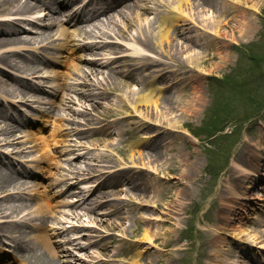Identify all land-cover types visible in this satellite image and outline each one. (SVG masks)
Segmentation results:
<instances>
[{
	"label": "rangeland",
	"instance_id": "rangeland-1",
	"mask_svg": "<svg viewBox=\"0 0 264 264\" xmlns=\"http://www.w3.org/2000/svg\"><path fill=\"white\" fill-rule=\"evenodd\" d=\"M30 1L35 3L34 0ZM212 1L215 2L217 9L222 7V4L227 3V1L223 0ZM165 2L166 0H141L138 2L141 5L144 4L150 10L143 14L140 22L136 21V23L143 25L147 21H152L156 16V12L165 13L167 11V6L163 5ZM251 3L253 6L245 13H247V17L250 18L253 25L242 32H235L233 38L228 37L222 42L221 49L228 52L227 59L221 60L223 56L220 55L219 59L215 57L209 63L210 65L205 67L200 64L192 67L189 64L187 61L189 55H204L206 47L203 37L209 38L207 33H210V31L203 27L199 21L196 23V27L185 31L177 39L179 45L183 44L185 46L177 55V61L171 62L168 58L156 56L160 61H168L170 63L166 66L158 64L160 67L149 68V71H146L147 67L141 70V75L147 76L150 72L156 75V82L160 81L158 78L159 72L156 69L163 68L164 71H167L166 83L164 84L160 81V84L157 83V85L158 87L170 85L169 93L174 96V99H176V96L178 97L177 89L181 86L176 84V80L188 76L192 82L197 79L195 84L197 90L203 92V99L195 112L178 106L180 104L177 103L175 112L164 117L169 119L170 122H175V127L179 131V135L176 133L167 135L173 140L172 142L175 145V149L169 151L171 155L162 152V157L165 156L167 160L160 159L158 161L157 159L154 162V158L146 153L142 156L145 164L142 165L139 157L137 155L133 156L135 158V166H137L133 170H138L139 167L145 168L140 173V181L135 184V188L138 191L142 189L147 191L145 200L136 199L134 194L136 191L128 193L125 189H121L115 194L114 192L110 194V190H105L108 194L102 197L112 199L111 208L106 202L98 208L97 199L90 192L91 196L88 203H76V206H78L77 210L85 215L67 219L63 222L66 226L74 223L77 227L67 235L74 236L77 242V244H74L76 249L70 248L73 254L76 255L71 264H133L130 261V257L138 245L144 246L142 249L143 259H141L140 264H153L148 262L149 255L147 253L149 252L151 253L150 258L157 257L160 254L161 259L167 261L168 264H227L228 262L233 264L234 262L229 261L222 255L229 247L231 248V254L234 255L233 258L237 260V264H244L245 262L264 264V240L261 241L259 238L257 239V236L251 237L249 235L254 232L253 230L264 232V73H261L264 72V0H251ZM52 6H56V4ZM204 9V13L208 16H202L199 19L203 18L204 21H212V18L217 16L212 9ZM9 11L0 9L1 24L3 21L7 24L13 22L9 20L13 17L10 16L13 9H11V13ZM31 18H34V16ZM116 21L118 26L114 25L106 29V32L101 37L104 42L121 44L118 51L123 57L115 63L114 67L119 68L120 71L128 72L134 68L132 66L133 63L143 61L138 53L140 52L139 47L134 43V38L137 36L135 31L137 25L135 23L129 26L124 34L125 37L118 39L115 37L117 36L116 33L123 26L119 18H116ZM5 23L3 25H6ZM47 23L45 19L41 23H36V26L32 28L29 25L17 23L14 18L13 24L1 28L6 31H11L12 29L21 31L18 35L30 37L34 33H41L43 26L47 25ZM62 26L64 27V24ZM28 32L31 34L29 35ZM94 33L99 32L95 31ZM6 36H9L6 32L0 35V37ZM190 39L195 40L196 44H192L189 41ZM228 40L231 42H228ZM32 46L36 45L27 44L25 47L17 45L7 48L16 50L18 57L20 51V54L26 53L28 55L26 57L31 60V57L37 56L44 61L45 59L38 53L32 52ZM249 46H252V49L246 52L250 54L251 60L245 54L246 47ZM7 48L0 50H6ZM104 53L107 56V53ZM78 55L87 60L91 59L90 56H86L82 52H79ZM14 57H12L11 62L19 63V58L14 60ZM220 60L222 62H219ZM41 66L45 65L41 64ZM79 66L85 67V64H79ZM0 68L2 69H0L2 74L6 71L18 77L39 79L41 80L39 82L41 86L45 85L44 76L38 73L28 76L25 74L27 72L19 73V71H14L7 64L2 63H0ZM176 68L178 69L176 70L177 78L173 79L174 75L171 72L175 71ZM58 70L57 73L61 75L73 71L71 66H67L64 69L59 68ZM46 71L50 73L51 68H47ZM240 72L243 73L242 76L238 75ZM139 73L140 71H137V77H139ZM228 76L231 77L232 81H243L241 85H234L230 89L229 81H227ZM249 76L259 77L256 79V85L251 84ZM98 81L104 82L102 74L98 75L97 79H94L95 83ZM8 82L9 80L0 74V89H5ZM138 88V83H132L130 86L122 87V91L105 89L104 94L101 95L102 85L97 83L96 88L91 87L87 93L92 94L96 98L98 96L104 98L101 100L95 98L93 102L98 106L96 108L98 111L96 109L92 111L91 106L81 105L79 101L74 99L73 102L75 104L73 102L70 104L73 110H88L87 113L81 116L77 115L75 123H71L72 118L69 117V113L65 115L68 112L67 110L64 112L59 111V115L66 116V119H57L58 116H53L49 109H46V105L35 104L33 98H29L26 104H22L26 109V114L21 111L17 117L18 121L20 119L28 121L27 118L31 117L33 121L34 118L38 120L40 125L36 126L34 122V127L21 125L24 128L15 130L18 133L16 135L19 136V140H23L26 137L31 139L32 137L33 140L39 143L41 150L48 154V157L46 159H38L39 153H35L33 148L26 149L25 153L19 154L33 161L34 172L37 176L28 179L30 181L29 185L32 186L28 194L30 197L24 203L22 199L21 207L13 210V217L5 219L4 227L0 226V240H5V236H7L13 244L15 242L14 239L20 238L22 242H30L27 243V248L40 249L39 242L27 239L38 235L50 239L44 232L43 226L40 225L44 221L42 219V207L47 206L48 211H51L54 206L52 196L56 192L60 193L57 196V201L69 202V204L60 207V209L70 213V210L73 209L70 200H73L74 197L70 192H74L76 190L74 188H78V186L86 188L88 186L87 183L90 181V179L82 180L76 186L68 187L72 182L70 178L66 177L62 180L61 175H58V173H64L62 168L65 167L63 161L65 156H61L60 162L56 155L52 153L54 148L50 144L53 142L48 137L51 131L45 133V131L41 130L42 126L47 122L48 124L61 123L66 125L67 129L86 132L85 138H78V135L74 133H70L66 137L67 139L71 138L73 141H75L76 137V141H80L84 145L82 151L89 152L87 157L90 159L83 164L84 168L88 165L91 166L90 168L97 170L122 164L129 166L130 147L133 143L136 141H140V143L146 142L147 144L152 143L154 138L150 140L151 133L148 132L152 128L137 135H131V128L138 123L137 119L132 118L125 119L122 122L117 120L110 123V126H113V133L105 136L107 137L106 141L99 140L100 136L98 135L104 134V130H106V128H99L100 122L106 119L105 112L110 111L111 114L122 113L123 109L126 110L124 98L131 102L129 93L126 91L129 89L137 90ZM0 92L2 91L0 90ZM34 92L35 90L31 91V93ZM163 94L165 93L163 92ZM70 95L74 97L71 91L69 92ZM0 110H2L1 107ZM37 110H45L46 115L44 116L55 120L40 119L42 115ZM151 120L160 124L158 118L154 117ZM213 120H215L214 125H216V128L212 132L209 129L212 126L209 127L208 124ZM39 129L40 132H37ZM26 131L28 132L25 133ZM125 131L126 133H124ZM22 135L23 137H21ZM2 142L1 140L0 154L2 156H6L4 152L8 153L17 149L12 145L6 146ZM29 145H32V143H26L25 146ZM47 150L50 152H46ZM2 159L4 160V158ZM174 161H178L181 164L184 178L177 177L181 183L171 186L169 185L170 180H167L166 167L170 166ZM249 161H251L250 164H248ZM58 164L60 167L59 172ZM242 166L247 168L244 169ZM247 169L252 170L253 175L247 174L249 173L245 171ZM171 172L172 170L168 172V175H174V172ZM116 176H118V173ZM239 184L243 187L240 188ZM161 188L163 192H161ZM65 189L68 192L62 194ZM14 194L16 198L20 197L16 192ZM42 196L45 198L41 199ZM115 197L123 201L113 200ZM104 198L101 201H105ZM172 201L178 202L177 211L175 210L177 213L171 214L173 218L167 219L168 221L164 225H159L157 219L161 216L165 217V203H171ZM237 201L240 202L239 205ZM4 203V206L9 205L8 202ZM124 203L125 206H123ZM156 203H158V206L152 211L149 206H156ZM20 217H23L21 220H26L22 224H16ZM55 217L57 219L58 215L55 214ZM118 217H121V224L119 219H117ZM145 217L156 219L155 222L153 220L146 221L144 220ZM48 220L45 221L47 223L46 227ZM35 221L37 226L33 227ZM52 221L55 222L56 220ZM145 229L152 231V234H156V236L163 229L168 231L163 237H158L159 243L165 242L168 237L172 238V241L167 246H160L165 250V253L153 249L147 243L141 244L142 242H139L138 238L142 236ZM51 233H53V230H51ZM55 237H57V241L61 242L66 238L57 234L53 236V238ZM236 237H240V239H236ZM47 238L45 240L50 245ZM244 238L251 244L250 248L245 247L243 249L240 246ZM79 246L84 248L79 250ZM160 247L157 246L156 248L160 249ZM21 254L22 250L19 251V255ZM61 258H66V256ZM102 261L108 262L102 263ZM19 264H31V262L21 260ZM154 264H162V261H157Z\"/></svg>",
	"mask_w": 264,
	"mask_h": 264
},
{
	"label": "bare ground",
	"instance_id": "bare-ground-1",
	"mask_svg": "<svg viewBox=\"0 0 264 264\" xmlns=\"http://www.w3.org/2000/svg\"><path fill=\"white\" fill-rule=\"evenodd\" d=\"M55 2V0H38V4H31L29 1L24 0H0V9L3 10H10L13 9L12 14L10 16H13L11 19L14 22V18L19 16L20 19H23V15H27L29 13H35L34 9L39 7L43 9H47L49 11L48 19L50 20V24L48 26L51 27L54 24H57L58 19L60 16H62L64 13H67V8L65 10L60 9L62 5H58L55 9L50 8L47 3L49 2ZM141 0H113V2L116 5V8H109L110 10L103 11L104 20L101 19H92L91 21H85L84 23L79 24L78 26L88 27L89 30L78 29L76 31L77 35L80 36H88L93 31L94 28H97L100 32V35H104L102 30L107 29L110 26L117 25L116 18H119L121 20L122 28L118 29V32L116 35L120 38H124V34L127 31V28L133 24L136 23V21L140 22L143 14L149 12L150 8L146 7L144 4L141 5L138 2ZM227 1L226 4H222V7L216 8L215 2L212 0H166L165 6H167V11L165 13L161 14L156 12V16L151 21L145 22L143 25H140L138 22L136 23L137 29H135L137 36L134 38V43L138 45L139 51L138 52L143 61L139 63H133L132 66L134 67L133 70L128 72H121L118 71L116 68L109 66H106L98 61L100 60L99 56L102 55L101 51H106L109 53L114 54V56H111L109 60L111 61V64L117 63L120 58L114 53L115 50H118V47L115 45L105 43V44H98V43H88L84 44L81 48L83 51H87L90 53V55L96 56L95 60L90 61V66L87 67L88 71L82 76V83L81 87L83 91L89 90L91 85H95L94 79L97 78L98 75L103 76L104 82L98 81L100 85H102V90L108 89L113 91H122V87L126 85H131L132 83L139 82L140 86L137 90H128L126 92L129 93V98L131 99V102L129 100H126L124 98V104L126 105L125 109H123L122 113L118 114H111L110 111L105 112V117L110 120H106L107 123L114 122L116 120L124 121L125 119H137L138 123L134 125L131 128V135H137L138 133H142L145 130L152 128L150 131H148L150 134V140L154 138L152 143L147 144L146 142L140 143V141H136L133 143V145L130 147V162H128L130 165L127 166L126 164L122 165H115L112 167H106L101 170L97 169H89L88 174L91 175V177H98L100 179L101 177H109L112 175V173L116 170L120 174L119 183L122 185H125L126 192H135V197L138 200H145L147 197V191L142 189L141 191H138L135 188V184H137L138 181L141 179V171L145 170L144 167H139L138 170H133L137 166H135V158H133L134 155H137L141 161L142 165H145L143 162V155L146 153L150 154L151 157H153V161H158L160 159H166L165 156L162 157V152L169 153V151H172L175 149V145L172 142L173 140L170 139V137H167L169 133H176L179 135V131H177L175 127V122H170L169 119H165L169 114H172L177 109V103L180 104L178 106H182L186 109H188L191 112L197 111V108L200 106V102L203 99L202 95L203 92L201 90H197L196 87V80H189V76L185 78H180L179 80H176V84H180L181 86L178 87L177 93L178 97L176 96L174 99V96L169 93V87L170 85H166L165 87H158L157 83L160 84L163 82L166 83L167 80V71H164L163 68H157L156 70L159 72L158 78L160 81L155 82L153 78H156V75H151V72L148 74L151 79H148V77H142L138 80V78L135 76L137 71H140L139 74H141V70L145 67L148 69L146 71H149V68L154 67H160L158 64H161V66H166L170 62L168 61H160L159 57L168 58L171 62L177 61V55L182 51V48L185 47L183 44L179 45L177 39H179L181 34L185 33V31L191 30L192 27H196V23L200 21L201 25L203 27H206L210 33H207L209 38L203 37V40L205 41V53L202 56L192 55L188 56L187 61L189 64L192 65V67L200 65L209 66L213 59L215 57L220 58V55L223 56L221 60H225L228 57V52L221 49L222 42H224L228 37L233 38L235 35V32H242L246 30L249 26L253 25L250 18L247 17V13L245 11L250 10V7L253 6L251 3V0H223ZM118 8V9H117ZM204 8L212 9L214 12H216L217 16L212 18V21L209 20H203L199 19L202 16H208L204 13ZM42 10V9H41ZM69 10V8H68ZM40 9L38 10V12ZM70 13L74 16L77 15V12L68 11L67 16L70 15ZM132 14V15H131ZM131 15V17H130ZM146 19V18H145ZM124 21V22H123ZM13 22H9L8 24L3 21L6 25H3V23H0V30L2 26H9V24H13ZM30 25H34L33 23H29ZM210 25V26H209ZM4 32L8 33L9 36L6 37H0V49L7 48V47H14L17 45H22L26 42H29L31 39L24 38L19 32L13 31H6L4 28L2 29ZM50 31V32H49ZM1 32V31H0ZM47 35H41L38 34V36L32 37L33 40H35V43L37 42V38H39V41H43L45 38L53 37V34H51V30L46 29L44 31ZM75 31H70L68 29L63 31L62 38H65L66 40L72 39L73 34ZM1 35V34H0ZM227 36V37H226ZM192 44H196L195 40H189ZM228 42H231L228 40ZM100 45V48L98 52L97 46ZM225 45V44H224ZM231 45V44H230ZM127 49V48H126ZM16 50L14 49H6V50H0V63L7 64L8 67L12 69H16L20 72H28L29 74H33L34 71H37V65L31 63L27 59H22V63H11L12 57L16 55ZM185 52V51H184ZM149 53V54H148ZM183 54V53H182ZM15 58H18L16 55ZM122 58V57H121ZM219 62H222V61ZM208 61V62H207ZM196 64V65H195ZM177 65V64H176ZM178 66V65H177ZM179 67V66H178ZM180 69V67H179ZM85 70V69H84ZM176 70L172 71L171 74L174 75L173 79L177 78ZM76 72V71H74ZM1 74V71H0ZM9 75V74H7ZM66 75H69L66 73ZM65 76V75H64ZM70 76V75H69ZM60 80L64 81V77H59ZM187 80V81H186ZM10 81L13 82V80L10 77ZM65 82V81H64ZM14 83V82H13ZM15 84V83H14ZM9 86V89L11 88V83H7ZM148 88V89H146ZM16 95H19V90H15ZM13 92V91H12ZM163 92L165 94H163ZM35 97V95H33ZM82 99H79L77 97V100L80 102V104H86L87 106L92 107V111L98 106H96L93 102L95 100V96L85 94L83 93L81 95ZM21 98H24L21 97ZM19 97V100H21ZM98 99H104L101 97H97ZM96 98V99H97ZM180 102V103H179ZM95 106V107H94ZM141 106V107H140ZM121 107V106H120ZM143 108V109H142ZM122 109V108H121ZM70 116L75 120V117L77 114L69 108ZM98 111V109H96ZM100 111V110H99ZM118 115V116H114ZM158 118V121H160V124L157 122H154L151 120V118ZM162 121V125H161ZM161 130V131H160ZM7 132V131H4ZM126 133V131L124 132ZM164 135H166L164 137ZM11 135H7L6 137H9ZM107 137L101 136L99 140L106 141ZM146 141V140H145ZM66 145V144H65ZM36 150H40L39 145H33ZM79 145L74 144L71 146L70 151L78 150ZM164 150V151H163ZM40 155H43V152H40ZM83 157V154L80 155ZM162 157V158H160ZM167 160V159H166ZM251 161L248 162L250 164ZM140 164V165H141ZM248 166V165H247ZM169 167V168H168ZM244 169L247 167L242 166ZM166 174H167V180H170L171 186H175L176 184H180L181 181L179 178H184V175L182 174V166L178 161H174L170 166L166 167ZM172 170L171 173L174 172V175H168V172ZM249 173V175H253V171L250 169L245 170ZM73 174L76 173L73 172ZM179 177V178H177ZM246 178V176H244ZM0 201L7 200L10 196L14 194V190L22 191L26 185L27 181H20V179L15 176L12 173H5L0 170ZM97 179V180H98ZM175 179V180H174ZM173 180V181H172ZM244 182V180H242ZM251 182V181H250ZM240 185V188L243 187ZM97 189V185H95L92 188V191ZM98 190V189H97ZM80 194H82V191H79ZM99 193H102V191L98 190ZM161 192H163L161 188ZM239 194V193H237ZM168 197V196H166ZM14 198V197H12ZM84 197L80 195V200H83ZM116 200H120L119 198ZM123 201V200H120ZM179 201V200H178ZM174 201L165 203L166 205V212L165 217L158 218L159 225H164L165 222H167V219L173 218L171 214H175V210L177 211V204L178 202ZM133 203V202H132ZM239 201H237V204L239 205ZM171 204V205H170ZM12 208H19V202L18 204L10 205ZM111 206V204H110ZM125 206V203L123 204ZM158 206V203H156V206L150 205L149 208L153 211V209H156ZM111 208V207H110ZM150 210V211H151ZM6 212V210L1 207L0 205V213ZM175 212V213H174ZM152 215V213H151ZM120 224L122 223L121 217H118ZM156 218H150L145 217L144 220L155 222ZM159 229V227H158ZM249 232L251 237L257 236V239L263 241L264 240V232L255 231ZM168 231L162 230L159 232L158 236L156 234H152V231H149L148 229H145L143 231V234L141 237H139V242L147 243V245H150L153 249L159 250L160 252H164L165 250L162 249V247L167 246L171 241L172 238L168 237L165 239V242H160L158 239L160 237H163ZM159 237V238H158ZM236 239H240V237H236ZM260 241V242H261ZM64 245V243H63ZM157 246H162L160 249H157ZM240 246L244 249L250 248L251 244L246 240L243 239V242L240 244ZM46 247V252L49 253L51 250H49ZM144 246L138 245L133 254H131L130 261L133 264H140L141 259H143V249ZM239 248V247H238ZM146 252V251H144ZM149 255L148 262L155 263L157 261H162V264H168L167 261H164L161 259V255L159 254L157 257H151V253H147ZM222 255L228 259L234 262L233 264H237V260H235L233 257L234 255L231 254V248L229 247ZM46 256V257H44ZM43 257H36L35 262L37 264H60L61 261L57 260L55 261L54 256L45 254ZM239 261V260H238ZM146 262V261H145ZM227 264H232L228 262ZM244 264H250L249 262H245Z\"/></svg>",
	"mask_w": 264,
	"mask_h": 264
},
{
	"label": "trees",
	"instance_id": "trees-1",
	"mask_svg": "<svg viewBox=\"0 0 264 264\" xmlns=\"http://www.w3.org/2000/svg\"><path fill=\"white\" fill-rule=\"evenodd\" d=\"M252 49V46H249V47H246V50H245V54L246 55H248V57L250 58V54H247V52L246 51H250ZM253 57V56H252ZM250 60H251V58H250ZM261 73H264V72H261ZM238 75H243V73L242 72H240ZM260 77H262V76H260ZM264 77V76H263ZM257 78H259V77H252V76H249V80H250V82H251V84H254V85H256V79ZM225 81V80H224ZM227 81H229V84H230V89H231V87L232 86H234V85H237V86H239V85H241V83H242V81L243 80H239V81H237V80H234V81H232L231 80V77L230 76H228V79H227ZM227 81H225V82H227ZM222 82V81H221ZM223 83V82H222ZM224 84V83H223ZM221 103V102H220ZM219 103V104H220ZM222 104V103H221ZM220 104V105H221ZM219 105V106H220ZM219 113V112H218ZM215 124V120H213L212 122H210L209 124H208V126L209 127H211L212 126V128H209L211 131L213 130L214 131V129L216 128V125H214ZM214 125V126H213ZM212 131V132H213Z\"/></svg>",
	"mask_w": 264,
	"mask_h": 264
}]
</instances>
